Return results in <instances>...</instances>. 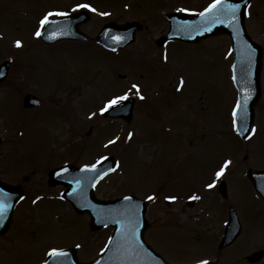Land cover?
<instances>
[{
	"label": "rangeland",
	"instance_id": "374dc122",
	"mask_svg": "<svg viewBox=\"0 0 264 264\" xmlns=\"http://www.w3.org/2000/svg\"><path fill=\"white\" fill-rule=\"evenodd\" d=\"M36 1L0 0V62L14 60L10 75L0 84V179L27 188L12 228L0 238V264H43L53 247L77 248L79 259L89 261L106 248L113 228L92 230L89 215L77 213L63 199L62 186L50 187L47 179L55 166L91 165L109 154L117 158L118 169L98 184L97 196L135 194L147 200L152 226L146 238L173 264H264V259H246L264 247V203L249 183L239 176L227 202L206 187L221 159L230 155L239 173L245 164L264 168V74L255 134L243 142L234 135L236 90L227 38L202 44L171 42V88L151 94L147 90L163 87L162 78L147 69L149 54L139 50L151 45V56L156 57L153 39L159 32L138 33L132 48L119 56L94 42L46 44L35 35L42 20ZM212 2L174 4L199 8ZM249 15V30L264 45V0H253ZM101 21L93 17L88 33L96 35L93 29ZM118 67L127 75L118 78L117 71L119 81L112 76ZM133 84L140 85L139 94ZM27 92L38 94L43 103L35 109L23 107ZM125 92L128 98H138L132 122L106 120L99 109L111 96ZM220 178L231 181L230 170ZM202 183L193 204L177 197L186 198ZM230 204L238 211L243 231L234 244L219 249Z\"/></svg>",
	"mask_w": 264,
	"mask_h": 264
},
{
	"label": "water",
	"instance_id": "95a60500",
	"mask_svg": "<svg viewBox=\"0 0 264 264\" xmlns=\"http://www.w3.org/2000/svg\"><path fill=\"white\" fill-rule=\"evenodd\" d=\"M251 0H224L218 5V11L201 12L192 14H174L169 16L170 30L158 43L161 44L168 39H179L183 41H199L205 37L215 34H228L231 38L235 54L233 66V81L238 92V101L247 103L240 109L235 117L236 127L240 123V117L247 113L248 132L238 131L246 138L251 134L255 121V108L262 95L261 71L263 66V49L248 34L245 27V16L247 7ZM227 3L239 5L235 12L236 19H232L231 10L226 7ZM219 19L225 21L216 23ZM71 22V18L64 17L49 22L41 33L43 38L52 42L64 37H82L80 32L59 31L55 25ZM137 23L118 25L111 23L96 37L103 46L116 49L125 46L135 40ZM56 29V31H55ZM58 34V36H56ZM121 38V39H118ZM10 61L0 65V81L4 80L9 72ZM38 97L28 94L23 104L25 107L39 104ZM123 108L113 106L108 109L105 115L123 117L131 120L133 115L134 100L129 99L122 102ZM115 169V158L109 156L96 165L95 168L85 166L64 165L53 169L50 172V183L62 182L69 185L65 197L71 201L76 211L87 212L91 216L90 226L99 229L104 226H113L114 231L105 251L96 259L89 262H81L77 257L75 248L65 249L66 257H63V264H170L162 255L157 253L145 240V231L150 226L145 216L146 202L134 195H127L110 200L98 199L95 196L96 183ZM263 172L251 171L250 178L261 175ZM79 181L77 184L76 182ZM257 191L264 197V185L255 182ZM260 185V186H258ZM0 192L7 193L12 207L8 210L3 222L0 223V235L4 234L10 227L13 211L18 199L23 195L19 186L0 180ZM230 218L225 234L219 244V248L230 245L241 233V223L234 208L229 210ZM131 220L135 224L133 235ZM264 255V249L254 252L248 257L250 261H258ZM48 264H53V258H47ZM45 264V262L43 263ZM208 264H216L208 262Z\"/></svg>",
	"mask_w": 264,
	"mask_h": 264
},
{
	"label": "flooded vegetation",
	"instance_id": "af4514ba",
	"mask_svg": "<svg viewBox=\"0 0 264 264\" xmlns=\"http://www.w3.org/2000/svg\"><path fill=\"white\" fill-rule=\"evenodd\" d=\"M28 1L34 2V0H28ZM174 1L184 2V0H53L52 2L47 3V1L44 0L42 3H40V0H38L36 1L37 5H35V10L39 13L42 19L48 13H52V15L49 16V20L53 18L70 17L71 18L70 23H66L62 25H59V24L55 25V27H59L63 31H81L83 33L89 34L88 32H90V30L88 31L87 27L91 25L90 23L93 20V17L94 18L96 17L102 20L101 22L97 24V26H95V29H93L97 32H99L105 25L111 22H115L117 24L138 22L142 26L141 29L137 31L138 33L159 32L160 33L159 37H161L169 29V16H172L174 14H181V13H199L205 8H207L210 4H212V3H209L199 8L197 7L186 8V7L180 6L181 3H176L175 5ZM84 4H90L92 7L91 8L77 7V5H84ZM93 8L95 9V11H93ZM183 9H189V11H183ZM102 13H107V15H103ZM129 15H132L133 17H130ZM126 16L129 18L121 19ZM249 16L250 15L248 11L247 16H246V27L248 29V32L251 34V31L249 30V26H248ZM149 24L151 25L153 24L152 29L149 28L150 27ZM48 25H49L48 23L44 25H41L40 23V28L43 29L47 27ZM261 33L263 34V32ZM151 38L152 37H149L150 40ZM158 38L153 39V42L157 45L156 47L153 45V48L156 49L154 53H159L158 55H156V57L151 56L152 52L149 51V48L151 45L147 47L145 45L140 47L141 50H139V52L142 51L143 53L149 54L146 57L148 62H145V65L148 67L147 69L152 70V72H154L155 75L158 76L159 78H162L161 81L164 82V81H167L168 78L171 77L169 74L170 68L172 67V62H171V57H170L171 51L168 46L172 41H167L159 45L157 44ZM211 38H216V36L205 39L204 41L198 44H201ZM40 39L46 44H55L59 42V41L52 42V43L46 42L43 36H40ZM71 42H75L77 44H81L85 42L93 43V40L92 39H88V40L79 39V40H72ZM262 46H263V52H264V45L262 44ZM216 48H217V45H216ZM107 51L119 56L123 54V52H126L127 49L123 48V49H119L116 51H109V50ZM165 55L167 56V59H164ZM139 58H140L139 61H141V56H139ZM232 60H233V54H232ZM13 64L11 65V69H13ZM118 69L120 70L121 68L118 67L117 70L114 71L112 74L114 78H116V73L117 71H119ZM117 75L118 77L122 76L120 71ZM139 76L143 77L141 73L139 74ZM150 90L151 92H155V93L160 92V91L161 92L167 91V89H164V88L155 89V90L149 89L147 91H150ZM27 93H30V92H27ZM231 161L232 163L230 164V171L231 170L234 171V174L231 177V185H232L237 180V163H234L233 160ZM233 171L230 172L231 175ZM229 187H230V184H229Z\"/></svg>",
	"mask_w": 264,
	"mask_h": 264
},
{
	"label": "snow or ice",
	"instance_id": "6c2138e0",
	"mask_svg": "<svg viewBox=\"0 0 264 264\" xmlns=\"http://www.w3.org/2000/svg\"><path fill=\"white\" fill-rule=\"evenodd\" d=\"M222 3H224V0H213V3L210 4L207 8H205L204 11L205 12H212L214 10L218 11L219 10L218 9V5H220ZM77 7L91 8L92 6L90 4H84V5H77ZM226 7L231 10L230 14L232 15V19L235 20L236 19L235 12L239 8V5H235V4H232V3H227ZM93 11H95L94 8H93ZM183 11H189V9H183ZM102 14L103 15H107V13H102ZM51 15H52V13L46 14L43 17V19L40 21L41 25L49 23V16H51ZM215 22L216 23H223L225 21H221V20L217 19ZM35 35L40 36L41 32L38 30L35 33ZM118 39H121V38H118ZM15 43H16L17 46H20L22 42L20 40H16ZM164 59H167L166 55L164 56ZM180 83H181V85H183V83H184L183 79H181ZM132 88L136 89L137 93L139 94L140 85L133 84ZM140 98L141 99L144 98L142 94H140ZM127 99H128V93L127 92H125L122 95H119V94L113 95V96H111L110 98H108L105 101L104 107L100 108L99 111L101 113H104L108 109L113 108V106H118V107H120L122 109L123 108L122 102L127 100ZM246 103H247L246 99L244 100L243 103H241L240 101H238L236 103L235 108L233 109V112H232L233 117H237L238 113L240 112V109ZM92 115H95V113H92ZM234 123H236V121H234ZM241 130L243 132H248L249 131V129L247 127V113H246V110H245L244 114L240 117V123L237 124V131H241ZM251 131L254 133L255 129L253 128ZM131 135L132 134L129 133V136H131ZM113 142L114 141H112V140L109 141V143H113ZM231 163H232L231 160H225L223 162L222 166L219 167V170L214 173V178H213L212 182L211 183H207L206 187L207 188H213L215 183H216V180L225 173V170L228 168V165H230ZM88 167L95 168L96 165H91V166L85 165V168H88ZM76 183L78 184L79 181H77ZM153 198H154V196H148L147 197V199H149V200H151ZM166 199L175 200V199H177V197L176 196H168V197H166ZM189 199H199V197L198 196H196V197L190 196ZM9 200H10V197H9V195L7 193L0 192V223L3 222L4 218L6 217V214H7L8 210L12 207V204L9 202ZM129 224L131 226V230H132V233L134 235L135 234V224L131 220H129ZM66 255H67V253L61 248L53 247V248L50 249V257L53 258V264H63L62 258L66 257ZM45 264H48L47 260L45 261ZM196 264H208V262L206 260H198L196 262Z\"/></svg>",
	"mask_w": 264,
	"mask_h": 264
}]
</instances>
